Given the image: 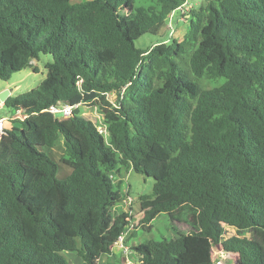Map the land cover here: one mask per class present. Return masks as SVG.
Here are the masks:
<instances>
[{"label":"trees","instance_id":"trees-1","mask_svg":"<svg viewBox=\"0 0 264 264\" xmlns=\"http://www.w3.org/2000/svg\"><path fill=\"white\" fill-rule=\"evenodd\" d=\"M187 2L182 40L136 46ZM42 55L46 78L4 104L27 118L0 138V264H216L220 247L264 264V0H0V80ZM61 136L64 179L45 151ZM130 171L154 180L143 229L165 215L173 236L126 244Z\"/></svg>","mask_w":264,"mask_h":264},{"label":"rangeland","instance_id":"rangeland-1","mask_svg":"<svg viewBox=\"0 0 264 264\" xmlns=\"http://www.w3.org/2000/svg\"><path fill=\"white\" fill-rule=\"evenodd\" d=\"M75 1H83V0H75ZM192 2L194 0H191ZM197 4V3H196ZM199 4V3H198ZM197 4V6H198ZM176 17H172L169 20L168 24L162 27L157 35H145L140 38L136 42V46L141 49H147L149 47L154 46L159 41H170L171 39L182 40L184 38L185 33L189 28V21L183 11L177 12ZM50 61V57L41 56L40 60L35 63V65L39 68V72L35 73L32 69L23 70L14 74L9 82L0 80V93L6 89L13 90L12 96H17L20 94H24L32 89L36 88L47 76V70L45 68V64ZM216 85V83H213ZM109 98L111 101H115L116 97L114 94H110ZM1 102V101H0ZM17 109L9 108L7 106H3L0 108V119L7 118L6 126H11L13 123L10 121L11 117L17 113ZM82 113L84 117L88 120H91L97 123L100 119V114L96 110V108L92 106H83ZM63 119L62 117H60ZM65 142L64 138L61 136L53 148H46V153L51 156L54 160L59 163V177L61 179L66 178L72 171L71 167L65 165L62 162L63 156L65 154ZM124 191H129L131 194V198L133 200L132 207H125L128 211L132 212V221L134 226L131 225L128 228V235L130 236L133 232L136 233V236L131 240H126V244L130 246L138 245L142 242H147L154 236L159 235L160 233L165 234L166 236H173L174 231L169 226V220L165 215H161L153 222L154 228L152 232H147L143 229V224L141 221L144 219V212L141 208V203L139 200L142 195H149L153 192L154 180L152 178L145 177L141 174H138L135 171H130L128 173L124 172ZM123 205V204H121ZM132 208V210H131ZM133 227V228H132ZM186 229V226H184ZM236 235V230L230 227H226V237H233ZM127 248V246L123 245ZM121 247H117L114 249V255H123ZM63 256L68 260L70 264H86L77 254L71 252H64ZM214 258L219 259V264H237L238 257L235 254L226 252L222 247L215 248L213 251ZM115 257V256H114ZM108 257H104L101 262L106 261ZM128 264H138L136 262V258L132 250L130 249L129 259H124ZM99 262L98 264H101Z\"/></svg>","mask_w":264,"mask_h":264},{"label":"built area","instance_id":"built-area-1","mask_svg":"<svg viewBox=\"0 0 264 264\" xmlns=\"http://www.w3.org/2000/svg\"><path fill=\"white\" fill-rule=\"evenodd\" d=\"M192 7H193V5L190 2H187L185 7L183 9H181L180 11H183L184 14L186 15L187 12H189L192 9ZM3 106H4V103L0 102V108H2ZM48 111L51 112L52 114H54L55 116L62 117V118H68L72 114V108L69 107V106H63V105L52 106ZM26 118H27V115L24 114V110L23 109H19L17 111V113L14 116H12L10 119L11 120H14V119L15 120H17V119L25 120ZM6 121H7V118L0 119V138L4 134V130H5V127H6ZM98 129H99V131L102 134H106L107 133V129L102 123L99 124ZM130 202L131 201H129L127 203H130ZM124 240H125V237L121 236L119 238L118 242H117V245L120 246L121 248H124V249L127 250V248L123 246L124 245ZM216 264H219V262H216Z\"/></svg>","mask_w":264,"mask_h":264},{"label":"water","instance_id":"water-1","mask_svg":"<svg viewBox=\"0 0 264 264\" xmlns=\"http://www.w3.org/2000/svg\"><path fill=\"white\" fill-rule=\"evenodd\" d=\"M11 94H12L11 89L4 90L3 92L0 93V101L5 104L8 98L11 96Z\"/></svg>","mask_w":264,"mask_h":264},{"label":"crops","instance_id":"crops-1","mask_svg":"<svg viewBox=\"0 0 264 264\" xmlns=\"http://www.w3.org/2000/svg\"><path fill=\"white\" fill-rule=\"evenodd\" d=\"M175 15H177V14H174V17H176ZM12 93H13V90H12ZM11 96H12V94H11ZM120 252H121V250H119Z\"/></svg>","mask_w":264,"mask_h":264}]
</instances>
